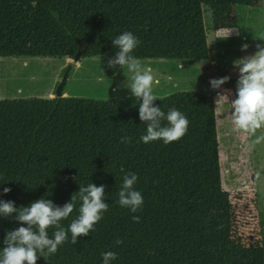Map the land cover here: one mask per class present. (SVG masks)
Segmentation results:
<instances>
[{
    "label": "trees",
    "instance_id": "16d2710c",
    "mask_svg": "<svg viewBox=\"0 0 264 264\" xmlns=\"http://www.w3.org/2000/svg\"><path fill=\"white\" fill-rule=\"evenodd\" d=\"M262 1L0 0V60L112 58L111 40L129 31L140 41L132 53L140 61H204L210 50L203 7L214 30L236 29L235 7ZM153 104L185 115L181 139L141 142L146 124L133 97L0 100V200L20 207L45 197L63 206L79 185L105 186L109 208L94 230L75 245L69 233L36 264H102L106 251L117 254L111 264H263V240L246 243L229 233L234 215L220 187L213 96L177 92ZM125 136L130 142H121ZM128 172L138 176L134 187L144 201L136 213L116 203ZM20 226L15 214L0 216V248L6 231Z\"/></svg>",
    "mask_w": 264,
    "mask_h": 264
},
{
    "label": "rangeland",
    "instance_id": "374dc122",
    "mask_svg": "<svg viewBox=\"0 0 264 264\" xmlns=\"http://www.w3.org/2000/svg\"><path fill=\"white\" fill-rule=\"evenodd\" d=\"M203 10L210 50L206 60L141 61L142 66L150 67L159 80L153 85V94L157 98L177 92L212 96L209 81L228 76L230 79L220 89L223 92L229 90V100H232L238 79V70L233 69L232 62L253 54L257 44L264 45V0L256 8L235 7L237 28L226 40H215L217 36L212 27L211 12L206 7ZM243 44L249 45L247 51H241ZM108 59L87 58L74 63L72 59L65 58H3L0 60V100L46 99L55 79L56 84L51 91L53 98L62 72L69 65L71 70L64 90H71V98L112 100L132 97L129 89L118 87L131 74L127 69L122 72L119 68H108ZM63 96L66 97L64 92ZM217 99L213 101L220 187L229 194L234 215L229 233H236L246 243L264 241V140L256 142L257 137L264 136V129L258 130L255 135L235 131L230 105L216 104ZM262 260L264 264V244Z\"/></svg>",
    "mask_w": 264,
    "mask_h": 264
},
{
    "label": "clouds",
    "instance_id": "9594fccd",
    "mask_svg": "<svg viewBox=\"0 0 264 264\" xmlns=\"http://www.w3.org/2000/svg\"><path fill=\"white\" fill-rule=\"evenodd\" d=\"M51 15L56 17L57 13L52 12ZM235 30L218 28L215 40H226ZM111 42L117 51L106 64L108 68H119L122 72L127 69L131 74L126 77V82L118 87L129 89L131 96L138 101L139 119L146 124V134L141 135V142L147 144L162 140L163 143L169 144L181 139L187 133L189 121L175 107L165 113L160 106H154L153 102L158 98L153 94V85L158 84L159 80L154 77L150 67L142 66L141 61L132 55L140 43L138 38L132 32L125 31ZM248 47V44H243L241 51H247ZM256 49L253 54L232 62L233 69L238 70L235 98L229 100V90H225L217 93L216 101V104L230 105L231 123L235 131L251 135L264 129V45L257 44ZM181 67L183 68L182 64ZM229 79L228 76L211 79L209 84L213 90L220 89ZM130 140V137L125 136L121 142L128 143ZM261 140H264V136L256 138L257 143ZM137 180L135 173L128 172L123 176L117 192L116 203L131 213L139 211L144 202L141 192L134 187ZM10 191V188H3L4 194ZM78 201V215L65 228L60 222L70 216ZM108 208L109 205L105 202V186H96L93 183L87 186L79 185V190L72 193L70 201L63 206H57L45 197L20 207H16L13 201L0 200V216L11 218L15 214V220L26 225L6 231L4 246L0 248V264H36L41 256L47 260L68 240L69 233L73 245L78 237L88 236ZM132 220L138 223L140 218L133 215ZM49 228L54 229L51 237ZM122 242V239L118 238L115 244L120 245ZM116 255L114 251L101 253L102 264H111Z\"/></svg>",
    "mask_w": 264,
    "mask_h": 264
},
{
    "label": "water",
    "instance_id": "95a60500",
    "mask_svg": "<svg viewBox=\"0 0 264 264\" xmlns=\"http://www.w3.org/2000/svg\"><path fill=\"white\" fill-rule=\"evenodd\" d=\"M78 58H79V53L76 54V56L72 59V61L75 63V62H78ZM70 70H71V65L67 66V68L65 69V71L63 72L62 74V77H61V80L60 82L56 85V88H55V92H54V97L55 98H61V97H64L63 96V91H64V88L67 84V81H68V78H69V73H70ZM53 97V98H54Z\"/></svg>",
    "mask_w": 264,
    "mask_h": 264
},
{
    "label": "crops",
    "instance_id": "0c3cea01",
    "mask_svg": "<svg viewBox=\"0 0 264 264\" xmlns=\"http://www.w3.org/2000/svg\"><path fill=\"white\" fill-rule=\"evenodd\" d=\"M246 54H247V53H246ZM79 65H80V63H78L77 66L79 67ZM55 84H56V82H55V79H54V81H53V83H52V87L50 88V92L46 95V97H47L46 99H51V96H52V95H51V94H52L51 91L53 90V87H54ZM63 92L65 93V95H66L67 98H71V95H70L71 90H67V91L64 90ZM208 95H209V94H208ZM214 98H216V97H213V99H214ZM42 99H45V98H42Z\"/></svg>",
    "mask_w": 264,
    "mask_h": 264
},
{
    "label": "built area",
    "instance_id": "2783aa9c",
    "mask_svg": "<svg viewBox=\"0 0 264 264\" xmlns=\"http://www.w3.org/2000/svg\"><path fill=\"white\" fill-rule=\"evenodd\" d=\"M212 91V93H213V97H218V95H217V93L218 92H223V90H221V89H215V90H211Z\"/></svg>",
    "mask_w": 264,
    "mask_h": 264
}]
</instances>
